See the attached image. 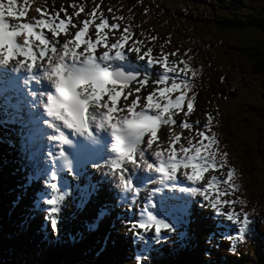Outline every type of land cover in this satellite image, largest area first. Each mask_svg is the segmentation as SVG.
<instances>
[{
    "label": "rangeland",
    "instance_id": "rangeland-1",
    "mask_svg": "<svg viewBox=\"0 0 264 264\" xmlns=\"http://www.w3.org/2000/svg\"><path fill=\"white\" fill-rule=\"evenodd\" d=\"M125 1L126 0H123V1L122 0H55V1L50 2L48 0H41V1H38L36 4H33V7H32L31 0H14L13 7H14L16 14H15V16H12V17L8 16V14H6V16L11 18L10 19L11 20L10 26L11 25L17 26L15 30L18 32V35L14 38L15 39L14 42L18 46L19 45L23 46L24 40H25V37L23 35V30L21 28H19V24L20 25L23 24L24 21H22L20 16H18V15H19L20 11H23V12L25 11L24 13H26L25 15H26V20L28 21V23L32 24L34 26L36 24L35 27H37L38 29L45 28V24L44 25L37 24V21H39V19L44 20L45 22H47L48 20H54L56 22L54 25H56V26H58L60 24L61 20H63L64 21V27L63 28L59 27V29L62 33L66 32V33H64V35L69 34L70 37H72V35H73V33H72L73 30H75L77 32V31H79V29L81 27H83L85 29L84 32H86L88 26L91 25L88 32L90 33L91 29L94 28L95 33L92 32L90 34L92 37H91V39H88L87 43L91 42L94 45L92 54L95 52V54H98V55H102V53H111L114 55L116 52H119L116 50H119L120 48L125 47L124 51H126L125 52L126 54H130L131 60H132V56H134L135 59L137 58L138 60H141L143 62L142 67L144 66L145 69H144V72H143V70H140V71H142L145 75L144 77L147 78L145 80L146 85L145 84L143 86L140 85V87L138 88V89L141 88L140 94H142V95H138V93L136 91V92H133L131 94L128 93L125 96V97H127V101H130L133 98H137L138 104L133 109V111H135L137 109H141L144 101L140 98L144 97V96H152L153 102L157 103L161 107H163V105L167 101H173V100H175V98L172 95L173 92L166 93V96H167V101H166L164 97H161L159 95V90L161 88L171 87L172 83H176L177 85L182 86V85L186 84L187 79H193V78H195V81H197V83H198L201 81L200 80V73H202L206 69H208L209 73H207V74H209V76L207 78V84H211L214 93L215 94L217 93V95L220 99V103L222 105L221 111H222V113L224 112L223 115L225 117H229L231 120L238 118L239 115L233 114L230 116V114H232V108L234 107L233 106L234 101H235L234 99H236V98H230L228 100H226V98H229L233 95L236 96L237 93H239V94H243V93L251 94L255 85L260 86L261 85L260 83L262 82V80H264L263 74L261 75V76H263L261 78H254L255 77L254 74L251 73V71H249L250 64H248L246 61H244V59L242 58V55L239 52V47L242 48L241 44L244 42V38L246 36H248L249 33H247V32H244L242 34L241 33H238V34L237 33H230L228 35L219 34V35L213 36L212 38H211V36L207 35V37H210L211 39H206V40L200 41L199 45L195 44L193 48L186 46V48L188 50H184V47L180 48L178 46H173V45L171 46L165 41L164 38H157L159 43H161L163 41H165L167 43V45L163 46V48H160V49L156 48V46L152 42L142 43L140 45V44H137L135 42L136 40L128 32L127 24L124 21L123 16L120 12V10H122V7L125 5ZM224 1L225 0H216L215 4L218 6H225ZM231 1L234 3L238 2V3H242L244 5H247V2L251 1V0H231ZM252 2H254L255 4H259V5L263 4L262 0H252ZM3 3H7V0H4ZM129 3L130 2H128V4ZM192 4L194 5L197 3H192ZM209 4H210L209 2H206V4H205V6L207 7L208 10L210 9ZM200 5H202L201 2H200ZM23 6L24 7L26 6V7L24 8ZM22 9H24V10H22ZM5 12L7 13L6 10H5ZM44 15H45V17H44ZM101 17H103V19H104V25L100 26L99 31H97V27L100 25ZM111 21H112V23H111ZM16 22H17V24L18 23L19 24L17 25ZM110 24L111 25L115 24V25H117V27L115 29H113L112 27H110L111 26ZM69 29H72V31H69ZM11 30H13L12 27L9 28V31H11ZM33 31L37 34L43 35L42 32H40V31H36V30H33ZM52 32L53 31H50L49 35L51 36V38L54 39L55 36L52 35ZM113 35H115V36H113ZM74 36H75V34L73 35V40H75ZM45 38L47 39L46 36H45ZM98 38H99V41H102V42H98ZM168 40H169V38H167V41ZM198 40L199 39L196 37L195 41H198ZM37 41L38 40H36V42ZM115 43H119L118 48H112V45ZM38 44H39V41H38ZM33 48L36 50H34ZM43 48H45V45H42L41 48H39V46H37V44L33 45V47L30 46V50H34V51H40ZM130 49H138V51H136V50L130 51ZM200 51H203V54L205 56L204 59H199L198 52H200ZM50 53H53L52 56L55 55L54 52H50ZM77 53L87 54L84 52V50L81 52L78 51ZM119 53L121 54V51ZM32 64L36 65L37 63L32 62ZM164 67H171L173 69V71H169L168 73H165ZM150 72H152V73H150ZM28 75L30 76V74H28ZM257 76H260V75H257ZM161 78H164L165 80L163 82H161L160 81ZM32 80L37 81V78H33ZM137 80H138V78H137ZM25 84L26 83H24L23 85H25ZM36 84H38V82H36ZM165 84H167V85H165ZM163 85H164V87H163ZM203 88H204L203 84H201V86H198L195 84V86H192L190 88V91H188L187 94H185L186 98H192L193 99L195 109H188L187 105L184 104V101H182L180 110H176L175 108H171L169 110V112L172 114V116H178V117L182 118V120H184V123H187L190 125L189 128H183L185 131L188 132L186 135L183 136L184 138L182 137L183 140L179 139L181 141L180 142L179 140L174 139L176 141V143H172V144H177V146H179L177 148H180V149L182 147H186V148H189L190 150H192L195 147L200 146L203 148L204 151L207 150L209 153H211L213 150H215L217 155L215 157H212V156L206 157V160L215 158L217 160V163H216L217 165H220V163H221V165L223 167L225 166V168L223 169L224 176L221 179L210 178L209 173L211 172V170L214 169V167L204 169L202 171V175H201V178H202L201 187L204 185H208V182L210 180H215L216 182H221V181L223 182L224 181V184L227 186V189H229L228 184L230 181V177L228 176V171L231 169L233 171L232 178H235V176H234L235 174H239L240 171L241 172L243 171V169H241V168L249 165L246 161L244 163L241 161L239 150L242 147L249 146V144L254 143L249 129L254 128L257 131L258 130V128H257L258 123H260V122L257 120L258 118H255V117L252 118L251 117V120H249L250 122L246 127H243V125L241 123H237L236 127H234L232 129V133L230 132V134L227 136L226 135H223V136L220 135L218 133V131L215 129V124H214V121L217 119V114H216V111L214 108L215 106L213 103V99L207 95V93L205 92V88L204 89ZM117 89H118V86H116V90ZM36 90L37 89H33V90L28 89V91H30L29 94L30 95L32 94L30 97L27 96V102H28L29 106H32V101L35 99V97L37 98V93L34 92ZM149 91H151V92H149ZM35 93H36V95H35ZM22 94H23V92H22ZM22 96H23V98L26 99L25 94H23ZM10 97L15 98V96H13V94L10 95ZM104 97H107V96L104 95ZM125 97H123V99H122V97L120 99H117V102H120V104H122V106H123V110L127 111V107H126L127 101L125 100ZM105 99L108 101L107 98H105ZM9 110L10 109L8 107H5L4 110H1L0 115H2V114L4 115ZM31 111L34 112L33 113L34 115H37L33 109H31ZM225 112H230V114L225 113ZM184 113H187V115H185ZM165 115L167 116L168 113H166ZM191 116H193V117H191ZM191 119H192V121H191ZM199 121H200V123H199ZM3 123H5V122L2 121V123H0V144H4L3 141L1 140V137L3 136V133H4ZM179 123L177 124L175 122L172 125H168V124L163 123L162 124V130L165 134L168 133L169 131L172 132L173 130H174V134H177L176 133L177 131H178V133H180V129H182V128L179 127ZM261 123H262L263 129H264V122L261 121ZM205 125H209V127H205ZM175 126H177V127L175 128ZM177 128L178 129L180 128V129L178 130ZM224 128H225V131H227L228 128L226 126V120H224ZM202 130L206 134L205 138H203V139L198 135V133ZM213 133L215 134V139H216L217 143L213 144L211 148L205 149V146L209 144V140L207 139V136H212ZM165 136H164V138H167V134ZM189 136L191 137V139ZM10 137H12V139H14V141H16V143L21 140V136H18L17 134H13ZM164 138L162 139L161 137H159L160 143L165 142ZM188 139H189V141H188ZM192 139H194V140L192 141ZM159 141L156 143V145H158ZM252 146H254V149L256 150V154L253 155L251 163L253 165V169H254L255 174L257 176L258 182H257L255 188H253V186L250 185L248 188L245 186V189L242 188L239 191V193L241 194V196H243L244 201H245V212H247L249 214L246 217V221L249 222V225H246L244 222L241 221L240 218H241V216H243L242 211H237L238 205H239V195L237 193H234V192L232 193V191L229 189L228 191H226V201H228L227 198L230 199L229 201H231V200L232 201H231V203L228 202L230 206H227V204H226L225 207L231 208V213H232V215L234 214L233 215L234 218H229V215H227L228 219L231 221V223H233V225H232L233 227H232V230L231 229L223 230L226 235L243 234V233L249 231V229H250L249 226H253V225H256L260 229H264V146H263V143H257V142L252 144ZM177 148L171 147V151H174L176 153V155L181 153L180 149H177ZM165 152H167V151H165ZM221 153H226V161H224V162L219 161V154H221ZM42 167L43 166H41V173H42ZM253 169H252V173H253ZM21 180H24L25 182H27L26 187L28 189V187L30 185L28 184L27 175L25 177H23V174H22ZM17 183H18L17 180H13L12 185L15 186ZM241 184L242 183L240 182L239 185H241ZM32 192H33V194H36V192L34 191V188H33ZM211 192H208L209 194L207 193L208 197H213V196L217 195V192L219 193V191L217 189L213 190ZM220 192H221V189H220ZM11 194L13 195L12 198L14 200V203H15V200L17 198L24 202L23 206H21V207L18 206L20 208H19V211H17V212H20L24 209H29V211H31V209L28 207L31 205L34 207V209H36L40 213L39 218H44V219L47 218V216H48L47 210L45 208H43V209L38 208L37 202L27 201L26 200L27 197H25L26 195L24 194L22 188L18 189L17 192H11ZM197 196H199V195H197ZM5 200L10 205L9 207H12V208L14 207L15 204L13 203L11 196L7 195ZM195 200H196V197H195ZM41 202H43V203L46 202L45 196L40 200L39 203H41ZM8 204H6L5 202H0V209L8 210V208L6 206ZM120 208L121 209L117 208V210H123V213L118 214V216H117L118 220L116 219L117 223H114V221H113L114 225H113V228L110 229L109 233L114 232V234H116L114 228L117 224L116 229L118 232L121 233L119 235L120 236V244L117 246L118 249H121L122 247H125L126 245L130 247L129 240L126 238H123V236H122V235H125V233L128 234V236L129 235L132 236L133 238H138V237L142 236L143 243H137V244H140V245L147 244L149 247V250H148L149 252L147 254L138 253V255L135 258L137 261V264H153L154 259H156V257L158 255H161V256L164 255L167 260H170L171 258H173V259L179 258L180 255L178 254V252L181 249L185 248L187 246V244L190 243V241H193V240L204 241L206 239L205 233L199 234L198 229H195V230L192 229L191 230L190 226L187 223L184 224L181 218L178 220H173L172 218L167 217V216H165V218L162 217V219H161V223L164 225L166 224L167 229L162 228L159 232H156L155 226H154V228L152 230H150V232H152L151 235L146 236V234H144V231L135 227V225H137L136 219H137V216L139 214L138 210L136 211L138 214L135 212L133 214V216L129 219V221L132 223L131 226L129 227V229L125 223L123 224L124 225L123 228L125 229L124 230V229H122L121 220H122V218L123 219L127 218L125 216V214L130 216L129 212L131 209H124L123 207H120ZM206 216L207 215H205V217ZM209 218H210L209 216L206 217V221L204 223V228H206L208 226V223H211L209 220L215 222L213 219H211V218L209 219ZM105 219H106V224H107L108 219L107 218H105ZM2 221L4 222V220H1L0 224ZM39 222H40L39 219L38 220L32 219L31 223L37 224ZM37 228H39V229L43 228L44 229V227L41 226L40 224H37L34 226V230ZM169 229H170V231H169ZM154 231H155V233H154ZM250 231H262V230L251 229ZM7 236H8L7 232H0V254L4 253L5 248H8V245H5V242H4V240L8 239ZM125 236H127V235H125ZM13 237L14 236L11 235V238H13ZM34 237H32V236H30V234H28L27 238H26V242H29V244H31L30 239L35 240ZM79 237L80 238H86V239L89 238L88 236H79ZM188 237L190 238V241L187 239ZM213 237H215L216 240L211 239V248H212V251L215 252L218 244L220 243V238L217 234L213 235ZM37 238L41 239L39 236H37ZM95 238L97 239L96 236H95ZM116 239H117V237L111 238L112 241H115ZM149 239H153L154 243L149 242ZM94 243L95 242L92 241V244H94ZM121 243H123V244H121ZM9 245H10V243H9ZM244 245H245V243H244ZM95 247L98 248L99 245L97 244ZM7 252L9 253V257L12 259H19V261H23V260L27 259V257L25 255L18 254L19 252L13 253L11 249L6 250L5 254ZM118 252H120V251H118ZM18 255H22V256L18 257ZM73 255H74V252H73ZM104 255H105V253H104ZM184 255H191V254H184ZM6 256H8V255L6 254ZM87 258H88V260H90V262L91 261L92 262L97 261V259L94 258V255L90 256V255L86 254L85 259H87ZM37 262H38V264L41 262V256L38 257ZM120 262H121V259H120L118 261L119 264H129L131 261L123 260L122 263H120ZM116 263H117V261H116ZM204 264H206V263H204ZM209 264H214V263H209Z\"/></svg>",
    "mask_w": 264,
    "mask_h": 264
},
{
    "label": "bare ground",
    "instance_id": "bare-ground-1",
    "mask_svg": "<svg viewBox=\"0 0 264 264\" xmlns=\"http://www.w3.org/2000/svg\"><path fill=\"white\" fill-rule=\"evenodd\" d=\"M3 2H4V0H0V3H3ZM22 10H24V9H22ZM20 12H19L18 16H20L21 20L24 21V23H28V21L26 20V15H25L26 13H24L25 11L23 12L24 15H22V16L20 15ZM6 14L7 13L5 12L4 13L5 22L10 25L11 24V20H10L11 18L7 17ZM44 17H45V15H44ZM49 22H50V26H49ZM55 23L56 22L54 20H48L47 22H45V28L38 29L37 27H35L36 24L33 28V30L40 31V32H42L43 35H45L47 37L48 41L50 42L49 46L52 45V46H55L57 48H62V46L64 44H68L69 47H75L77 52L78 51L81 52L86 48L88 39H91L92 36L90 34L92 32L95 33V29L93 27H92L93 29H91L90 33L88 32L90 29V26H91V25H89L87 28V31L83 33V35L80 37V40L77 42L76 40H73V35L76 32L75 30L72 31V29H69V31H72V33H73L72 37H70L69 34L64 35V33H66V32L62 33L60 31L59 27L54 25ZM111 23H112V21H111ZM16 24H17V22H16ZM50 31L56 32L54 39L51 38V36L49 35ZM113 36H115V35H113ZM28 40H29L30 46L33 47V45L37 44V46H39V48L42 47V45H40V43L38 44V41L36 42L35 39H34L35 40L34 41L31 36L28 37ZM115 44H117V43H115ZM44 49L45 48H43L42 50H44ZM124 49H125V47H122L119 50H116L119 52L121 51V54L119 52H116L114 55L111 53H106L107 57L104 59H102V57H105V56L95 54L111 70H113L114 68H116L118 66L124 65V66H130L139 72L138 80L132 84L127 85V88L121 89L118 86L117 91L120 92V97H118V99H120L121 97L123 99V97H125L126 94H128V93L131 94V93L136 92V91H137L138 95H142V94H140L141 88L138 89L140 87L139 81L140 80L145 81L147 79L144 77L145 75L143 73L144 69H145L144 66L142 67L143 62L141 60H138L137 58L135 59L134 56H132V60H131L130 54H126L125 53L126 51H124ZM34 50H36V49H34ZM34 50H31L33 53L32 61H28L26 57L20 55L19 53H16L13 56H11L9 58L8 63L3 66L4 70L14 69V70L18 71L21 74L20 76L23 79L19 78V77L14 78L12 81H8L5 78L0 79L1 86H3V88L9 89V90H5V92L0 95V99H2V100H0V110L2 109L3 106H6V105L8 107H10L11 109H13V110H10L9 112H7L5 116L0 117V123H2V121L5 122V123H3L4 137H1V140L3 141L4 144H0V174L4 178V180L7 181L8 184L10 185V191L11 192H17L18 189L22 188L24 194L26 195L25 197H27L26 200L29 202H34L35 199H40L44 196H45V199H47L50 197V195L52 193L50 186L47 184V182L44 180V177H43V172H44L43 168L45 169V162L47 161V156L45 154V150H46L45 146L49 145V137H50V134L52 131H51V129H49L47 127V125L46 126L39 125V128L41 129V131H43V134L41 136L42 140L39 143L34 140L35 138L33 137V129H32V126H30V124L34 125L36 123V121L34 119L37 118V115L32 116L31 109L34 108L35 112L39 115V113L37 111V107L40 105L36 101L34 106H29V104H27V102H26V99L23 98V96H22L23 94L28 96L29 93L27 91V87L34 85V83L36 84V82L39 83V81H40L45 87H47V84H49L47 81H45L42 78V69H43V67L47 66L48 60L41 57L40 51H34ZM116 54H120V56L115 57ZM52 55H53V53L45 51V56H52ZM0 59H2V57H0ZM20 61H23V64L18 67V64L20 63ZM29 62H31V63L35 62L37 64L36 65L33 64V68L31 70H29V69H27V64ZM140 70H143V72ZM150 73H152V72H150ZM28 74H30V76ZM0 77H2V75ZM33 78H37V81L32 80ZM9 82H12L13 86L9 87V85H10V84L8 85ZM24 83H26V84L23 85ZM165 85H167V84H165ZM163 87H164V85H163ZM128 88L131 89V92L127 91ZM22 92H23V94H22ZM149 92H151V91H149ZM12 94H13V96H15V98L10 97V95H12ZM35 95H36V93H35ZM105 98H107V97L103 96L102 102L107 103L108 106L110 107L111 101H109V100L107 101ZM117 109H118V111L116 113H124L125 115H127V111L123 110V106H122V104H120V102H117ZM11 111H13V112H11ZM191 117H193V116H191ZM39 119L40 118L38 117V120ZM173 120L177 124L179 122H184V120H182V118H180L178 116H173ZM191 121H192V119H191ZM39 123L44 124L45 122L42 121ZM199 123H200V121H199ZM162 124L163 123H161L160 131L162 130L161 129ZM26 125H27V128H25ZM37 127H38V125H37ZM37 127L35 129H37ZM176 127L177 126H175V128ZM176 133L177 134H174V130L172 132L169 131L168 133H166L167 138H164L165 142H163V143L161 142L160 144L158 143V145L153 146L151 150L165 152V151L169 150V145H171V147H174V148L179 147V146H177V144H172L173 143L172 141L174 139H177V140L182 139V137L184 135H186L188 132L185 131L184 129H180V133H178V131ZM13 134H17L18 136H21V140L16 143V141H14V139H12V137H10ZM190 139H191V137H190ZM193 140L194 139H192V141ZM188 141H189V139H188ZM177 149H180V148H177ZM146 155L151 162L154 161V159L151 155V151H147ZM102 159H103V154H98L97 156H95L94 170H89L87 173L89 178L79 180L76 183L75 187H71V188L68 187L67 188V182H66L67 179L63 178L60 180V183H62V188H61V191L57 195L58 196L57 206L54 207V209L57 211V217L59 219H61V220L62 219H68L70 221L79 220L83 224L90 223V222H92V223L97 222L98 225H102L103 227H105L106 219L104 217H98V216H100L101 210H107L108 212L111 211V208L109 206L110 204H108V202H107L109 191L114 190V189L120 190V189H123L124 187H122L120 182H119L120 178L118 179L117 177H115L116 170L110 169L109 171L113 172V175H110L109 172H106L103 169H100V168L95 169V167L102 161ZM41 166H43L42 167V171H43L42 173H41ZM52 166L53 165H51L49 168H47L45 170L46 174H48V172L51 171ZM224 168H225V166H224ZM129 169H130V171L128 173L121 172V178L123 179L124 184H126V185H129V183L135 182L138 175L150 173V172H145V171H140V170H137V172H135V170H133V168H131V167ZM22 174H23V177H25L27 175L28 184L30 185L28 187V189L26 187L27 182H25L24 180H21ZM223 176H224L223 169L222 168L220 169L219 166H217V165H215L214 169L211 170V172L209 173V177L214 178V179H221V178H223ZM13 180L18 181V183L15 186L12 185ZM32 187L34 188V191L36 192V194H33V192H32L33 188ZM211 189L212 190L217 189L219 191V193L217 192V195H215L213 197H208L206 193H204L203 195H200L199 197L196 198L197 200L194 203V206H192L187 199H183L181 201V206L184 208L186 219H188L189 221H195L199 216L207 215L218 224V229H220V230L231 229L232 230L233 223H231V221L228 219V216H227L229 214V211H231V208L225 207L226 204H227V206H230L228 203V201L230 199L227 198L228 201H226V191H228L229 189H227V186L224 184V181L223 182L222 181L221 182L213 181L211 183ZM220 189H221V192H220ZM146 192H147V190L145 191V193ZM232 193H233V191H232ZM93 195H97V196H99V198L95 199ZM205 197H207V199H205ZM214 201L217 202V206L220 209H216V208L212 207V202H214ZM15 205H16V207L22 206V205H24V202L17 198L15 200ZM28 211H29V209H28ZM134 213H135V211L133 209V211L130 213V216H128V215H125V216L130 219ZM7 214L11 215V212H7ZM126 219L122 218V224L125 223L129 229V226H131L132 223H130V221H127ZM114 230H115V228H114ZM154 233H155V231H154ZM125 235L128 236V234H126V233H125ZM129 237L131 238V240L133 239L132 236L129 235ZM16 241L21 246L19 251H23L22 240L21 241L16 240ZM151 242H153V240H151ZM100 253H101V255H104V253L105 254L109 253V250H107V249L100 250ZM107 256H110V255H107ZM101 258H103V257H101ZM231 259L234 261L240 260L237 256V254H235V256H233ZM113 264H117L116 261H114Z\"/></svg>",
    "mask_w": 264,
    "mask_h": 264
},
{
    "label": "trees",
    "instance_id": "trees-1",
    "mask_svg": "<svg viewBox=\"0 0 264 264\" xmlns=\"http://www.w3.org/2000/svg\"><path fill=\"white\" fill-rule=\"evenodd\" d=\"M41 0H31L32 4H36ZM55 1V0H48ZM123 1V0H122ZM216 0H126L125 5L120 10L124 21L127 24V29L130 35L140 43L152 42L156 48H163V46L173 45L180 48L184 47V50H187L186 46L193 48L194 45H199L200 41L211 39L216 35H228L230 33H249L248 36L244 38V42L241 44L242 48L239 47V52L242 55L244 61L250 64L249 71L254 74V78H261L264 76V0L262 5L255 4L254 2L248 1L247 5L242 3H234L231 0H225V6H218L215 2ZM128 2H130L128 4ZM200 2L202 5H200ZM206 2H209L210 9L208 10L205 6ZM197 3V4H192ZM207 35L211 36L207 37ZM196 37L199 39L196 40ZM157 38H164L165 41L159 43ZM167 38L169 40L167 41ZM199 59H204L205 56L203 51L198 52ZM208 72V69H206ZM204 72L200 73V82L197 83L195 78L187 79L186 84L189 86V90L192 86L198 85L205 88V92L208 96L213 99L214 108L217 114V119L214 121L215 129L220 135H229L232 133V129L236 127L237 123H241L243 127H246L249 124L251 117L258 118V130L254 128L249 129L254 143H263L264 146V129L262 122H264V80L260 83L261 85H255L251 94H239L237 97L235 95L226 98L234 99V107L232 108V114L230 112H225L231 115H239L238 118L231 120L229 117H225L221 111L220 99L215 94L212 85H207V78L209 74ZM263 74V76H261ZM260 75V76H257ZM203 88V89H204ZM187 91V92H188ZM184 92L183 95L187 94ZM173 97L181 95L180 91L172 93ZM184 104L186 102L184 101ZM224 120H226L227 131L224 128ZM251 143L249 146L242 147L240 151V159L244 163L245 161L249 164L244 166L243 171L239 174H235V179L242 183L245 187L250 185L255 188L257 184V176L253 169L251 163L253 155L256 154V150ZM253 173H252V169ZM251 192V191H250ZM1 201H4L2 197ZM0 201V202H1ZM5 216V211H3ZM25 216L27 215L24 212ZM249 225V222H247ZM255 225L251 226L254 227ZM253 229V228H251ZM250 229V230H251ZM253 231H250L252 233ZM20 241L22 239H19ZM50 240V239H49ZM85 239L74 237H66L62 242H57L55 247H47L51 252L53 260L44 262L45 264H60V261L66 259V264H112L111 258L106 257L111 255V250L109 253L101 256L103 258L97 259L96 262H90L89 260L77 259L73 256V250L78 245H84L81 248V251L88 249V255H94L98 258L101 255L100 252H94L89 249L90 246L87 245ZM51 242V240H50ZM237 242H240L237 240ZM19 249L21 248L20 244L16 241ZM202 245L208 246L209 243L202 242ZM248 242L245 243L247 246ZM53 246V245H52ZM70 251L71 253L60 254L61 251ZM256 253L261 252L263 256H257L256 262L252 255H247L246 251L239 252H229L226 254V251H222L219 256H224L221 258H214L209 256V253L206 249H193L190 246H186L181 249L178 254L179 258H171L167 260L164 255H158L154 259L153 264H264V247H254L252 249ZM19 251V250H18ZM92 252V253H91ZM191 254V255H184ZM237 254L239 261L232 260L231 258ZM9 260L1 261L0 264H38L37 261H28L19 259H12L9 256ZM107 258V259H106ZM110 262H109V261ZM119 260V259H118ZM103 261V262H102ZM39 263V264H44ZM118 263V261H117Z\"/></svg>",
    "mask_w": 264,
    "mask_h": 264
},
{
    "label": "clouds",
    "instance_id": "clouds-1",
    "mask_svg": "<svg viewBox=\"0 0 264 264\" xmlns=\"http://www.w3.org/2000/svg\"><path fill=\"white\" fill-rule=\"evenodd\" d=\"M5 10H12L10 0L0 6V12ZM4 47L7 48L8 45ZM69 59L71 60L70 55ZM42 78L52 88V92L40 101L43 114L47 117L45 123L53 132L50 139L62 144L66 143L65 130L74 135L90 134V128L106 130L112 139L109 151L114 158L105 161L101 167L110 175H113L110 169L114 170L121 163L126 164L133 153L139 152V142L143 137L153 136L158 124L156 116L147 114L144 110L125 115L100 106L101 96L113 94L117 78L95 61L85 58L65 63L64 54L52 56L42 69ZM141 108L143 109V105ZM150 151L155 166L142 159L139 165H133L134 170L139 167L144 171L158 173L161 180H169L181 166L188 169L194 164V160H189L184 154L175 158L171 151ZM115 177L118 178L117 173ZM119 182L124 188L131 187L122 183L121 179ZM4 192L1 196H11L14 203L10 190Z\"/></svg>",
    "mask_w": 264,
    "mask_h": 264
},
{
    "label": "snow or ice",
    "instance_id": "snow-or-ice-1",
    "mask_svg": "<svg viewBox=\"0 0 264 264\" xmlns=\"http://www.w3.org/2000/svg\"><path fill=\"white\" fill-rule=\"evenodd\" d=\"M9 2V0H7V3ZM10 3L12 5V10L11 11H7L8 16L12 17L15 16V10H14V0H10ZM4 3H0V6H2ZM4 13L0 12V57H2V59H0V64H7L9 61V58L11 56H13L16 53H19L20 55L24 56L27 58L28 61H32L33 59V53L30 50V46H29V40L28 37H32L35 40H38L39 43L41 45H45V49L44 50H40V55L41 57L47 59L49 61V58L52 56H45V51L47 52H54L55 55L54 56H60L61 54H64V59H65V63H70L71 60H76L77 62L81 59H89V60H93V56H92V51L94 48V45L91 42H88L86 45V48L84 49V52L87 53V55H84V53H77L76 48L75 47H69L68 44H64L62 46V48H57L55 46H49L50 42L45 38L44 35H40L37 34L33 31L34 25L29 24V23H23L21 25H19V28H21L23 30V35L25 37L24 40V45L23 46H18L15 42H14V38L18 35V32L15 30L16 29V25H9L5 22L4 19ZM20 15H24L23 11L20 12ZM37 24L39 25H44L45 21L44 20H39L37 21ZM104 25V19L103 17H101L100 20V25L97 27V31H99V27ZM49 26H50V22H49ZM9 27H12L13 30L9 31ZM58 27L63 28L64 27V21L61 20L60 24L58 25ZM111 27L113 29H115L117 27V25L112 24ZM84 28L81 27L79 29V31H77L75 33V40L78 42L80 40V37L83 35L84 33ZM52 35L55 36L56 32L53 31ZM98 42H102L99 41L98 38ZM8 45L7 48H5L4 46ZM119 47V43L117 44H113L112 48H118ZM132 50H136L138 51V49H130V51ZM69 55L71 57V60L69 59ZM106 57H102V59H104ZM151 62V61H150ZM23 64V61H20V63L18 64V67L20 65ZM97 64V63H96ZM98 65V64H97ZM163 66V65H162ZM33 68V64L31 62H29L27 64V69L31 70ZM53 71H55V69H53ZM169 71H173V69L171 67H164V72L168 73ZM108 72V71H106ZM117 76L119 75L118 73L116 74ZM165 79L161 78V82H163ZM118 83V80H116L115 82V89L114 92L111 96H107V99L109 101H111V106L109 107L107 103H104L101 101L100 99V106L101 107H105L108 109H111L114 112H117V99L118 97H120V92L116 90V85ZM127 83L128 82H119V87L121 89H125L127 88ZM139 84L141 86H143L145 84L144 80H140ZM189 90V86L188 84H184V85H177L176 83H172L171 87H165V88H161L159 90V95L161 97H164L165 100L167 101V96L166 93H170V92H176V91H180L181 95L176 96L175 100L173 101H167L163 107H161L159 104L154 103L153 102V98L152 96H144L141 97L140 99H142L143 102V109L141 108L139 111H142L144 109H151L153 116H156L158 119V124L164 123V124H168V125H172L173 123H175V121L173 120V116L172 114L169 112V110L171 108H175L176 110H180L181 109V103L182 101L186 102L187 108L188 109H194V101L192 98H186L183 93L187 92ZM128 92H131V89L128 88L127 89ZM104 96V95H103ZM125 100L127 101V97H125ZM137 105V98H133L130 101H127L126 103V107H127V113L129 112H134L133 109L136 107ZM139 111H135V112H139ZM145 111V110H144ZM168 113V115L166 116L165 114ZM185 115H187V113H184ZM179 127L180 128H189L190 125L184 122H180L179 123ZM205 127H209V125H205ZM160 136L162 139L165 136V133L163 132V130L158 134L157 132V127L155 129V132L153 134V136L151 138L147 137L146 138V143L148 146H152L153 145V141L157 138V136ZM198 135L203 139L205 138L206 134L203 131H200L198 133ZM207 139L209 140V144L205 146V149L211 148L213 144H216L217 141L215 139V134L213 133L212 136H207ZM173 143H175L176 141L173 140ZM145 143L144 139H141L139 142V147L143 148L142 145ZM191 143V142H190ZM149 151L151 150V148L148 149ZM169 151H171V145H169ZM174 156L176 157V153L174 151H171ZM180 152L184 155H186L188 157L189 160H194V164L192 166H190L188 169H192L193 173H190L188 175V179L195 182L196 180L199 179V173L201 170L203 169H207V168H213L215 166V164L217 163L216 160L214 159H207L206 157L212 156L215 157L217 155L216 151L213 150L211 153H209L207 150L204 151V154L201 155V148L200 147H195L194 149H192L191 153L189 148L186 147H182L180 149ZM62 155V154H60ZM143 152L139 151L138 153H133V155L129 158V160L127 161V163H132V165H139L140 161L143 159ZM139 157V163H137V160L135 159L136 157ZM180 158V157H179ZM144 160V159H143ZM145 161V160H144ZM219 161L220 162H224L226 161V153H221L219 154ZM125 163H121L119 165V167L114 168V170H116V173L118 174V178H120L122 180V183H124L123 179L121 178V171H122V165ZM233 175V171L230 169L228 171V176L232 177ZM213 181H210V183H212ZM201 195H203V193H201ZM205 199H207V197H205ZM229 203H231V201H228ZM49 204H54L55 200H50L48 201ZM239 203L243 204L244 201H239ZM212 207L216 208V209H220L217 206V202H212ZM244 218V222H246V217L247 215H249L247 212H243L242 213ZM229 218H234V216L232 215L231 211H229ZM148 220L151 224H153L155 226V230L156 232H159L162 228L163 229H167V226L160 223L159 221L154 220L151 216L148 217ZM55 223V221H53V224ZM135 227H139V228H144L145 225L143 223L139 224V225H135ZM243 230V229H242ZM170 231V229H169ZM238 240L241 241V238H237ZM242 242V241H241Z\"/></svg>",
    "mask_w": 264,
    "mask_h": 264
},
{
    "label": "water",
    "instance_id": "water-1",
    "mask_svg": "<svg viewBox=\"0 0 264 264\" xmlns=\"http://www.w3.org/2000/svg\"><path fill=\"white\" fill-rule=\"evenodd\" d=\"M117 73L119 74L118 76L116 75ZM112 75L117 78V85L119 84V82H128V85L137 80V78L139 77V72L131 67H122L115 69L112 72Z\"/></svg>",
    "mask_w": 264,
    "mask_h": 264
}]
</instances>
